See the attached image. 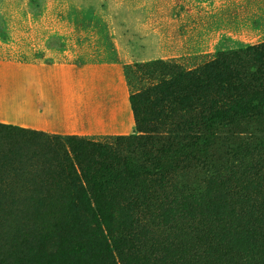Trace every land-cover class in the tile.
Returning a JSON list of instances; mask_svg holds the SVG:
<instances>
[{"label":"rangeland","instance_id":"rangeland-1","mask_svg":"<svg viewBox=\"0 0 264 264\" xmlns=\"http://www.w3.org/2000/svg\"><path fill=\"white\" fill-rule=\"evenodd\" d=\"M38 43L80 74L19 81L18 55ZM253 98L264 0H0V124L79 142L69 198L45 189L66 204L0 205V264H264ZM40 179L11 192L33 196Z\"/></svg>","mask_w":264,"mask_h":264},{"label":"trees","instance_id":"trees-1","mask_svg":"<svg viewBox=\"0 0 264 264\" xmlns=\"http://www.w3.org/2000/svg\"><path fill=\"white\" fill-rule=\"evenodd\" d=\"M249 106L252 109L264 111V99L253 98ZM247 111V105H239L234 108L233 116L241 119L246 115ZM227 115V112H219L216 113V118L225 119ZM78 143L77 140H68L64 144L53 136L0 124V205L6 206L24 201L28 203L29 201H34V203L53 201L66 204L67 199L64 196L67 198L70 196V191L67 190L69 189L68 184H73L79 179L72 162L73 150ZM80 144L82 149H98L95 145L87 142H80ZM188 149L187 151L191 152L192 148ZM131 169L140 170L134 166ZM154 169L160 170L162 167L156 165ZM34 175L38 179L43 178L38 181V184L39 186H44V189L40 191L34 190L37 193L25 199L11 192L23 190L33 185L34 181L28 180ZM118 178L117 175L104 179L92 176L87 177L96 188L105 186L104 184L110 186ZM49 185H56L60 192H62L60 190L61 186H64V196H54V199L49 197L52 193H50L49 189L45 190ZM84 198L87 200L86 193L83 192V194H80L79 199L82 200ZM102 224L105 227L109 226L107 219L102 220Z\"/></svg>","mask_w":264,"mask_h":264},{"label":"crops","instance_id":"crops-1","mask_svg":"<svg viewBox=\"0 0 264 264\" xmlns=\"http://www.w3.org/2000/svg\"><path fill=\"white\" fill-rule=\"evenodd\" d=\"M4 29L7 30L6 32L12 30L10 27H4ZM34 46L33 49H29L30 53L25 50V52L23 51L24 53L21 52L18 55L20 59L18 69L22 71L20 77H18L19 81L51 82L64 76L67 77L69 74H80L81 67L68 65L65 62L68 56L66 51H59L57 48L44 46L42 43L41 46L40 43ZM22 75L26 76V78L21 77Z\"/></svg>","mask_w":264,"mask_h":264}]
</instances>
